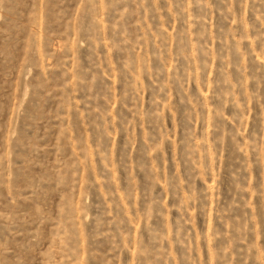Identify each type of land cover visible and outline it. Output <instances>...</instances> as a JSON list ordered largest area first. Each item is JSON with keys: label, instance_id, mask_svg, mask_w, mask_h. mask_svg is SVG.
<instances>
[{"label": "rangeland", "instance_id": "rangeland-1", "mask_svg": "<svg viewBox=\"0 0 264 264\" xmlns=\"http://www.w3.org/2000/svg\"><path fill=\"white\" fill-rule=\"evenodd\" d=\"M0 264H264V0H0Z\"/></svg>", "mask_w": 264, "mask_h": 264}]
</instances>
